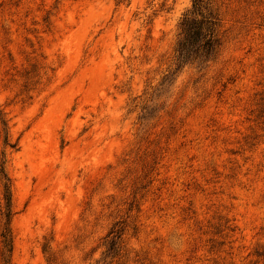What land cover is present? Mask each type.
<instances>
[{"label":"rangeland","instance_id":"1","mask_svg":"<svg viewBox=\"0 0 264 264\" xmlns=\"http://www.w3.org/2000/svg\"><path fill=\"white\" fill-rule=\"evenodd\" d=\"M202 4L0 0L9 264H264V0Z\"/></svg>","mask_w":264,"mask_h":264},{"label":"trees","instance_id":"2","mask_svg":"<svg viewBox=\"0 0 264 264\" xmlns=\"http://www.w3.org/2000/svg\"><path fill=\"white\" fill-rule=\"evenodd\" d=\"M202 4V0H192L191 13L200 18L186 15L181 21L182 36L177 43L176 61L185 63L191 57L208 60L213 58L220 46L217 18ZM2 186V214L5 222L0 232L2 243V264H9V256L12 250V235L9 222L12 216L11 190L9 180L0 165Z\"/></svg>","mask_w":264,"mask_h":264}]
</instances>
